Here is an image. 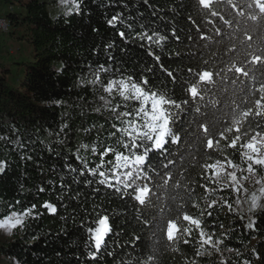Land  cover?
Masks as SVG:
<instances>
[{"label":"trees","instance_id":"16d2710c","mask_svg":"<svg viewBox=\"0 0 264 264\" xmlns=\"http://www.w3.org/2000/svg\"><path fill=\"white\" fill-rule=\"evenodd\" d=\"M60 2L66 11H56ZM78 2L81 10L67 16L71 0H0V19L32 48L29 62L0 60V135L9 138L0 141V159L11 164L0 174V198L15 197L18 179L29 189L27 199L38 205L50 199L48 179L59 190L54 157L32 152L33 160L21 161L11 146L18 135L51 139L46 133L67 123L73 153L88 143L103 153L100 159L112 155L113 169H130L122 179L113 176L111 196L101 197L122 210L110 226L123 264H243L256 251L264 257V214L246 224L219 200L232 192L215 185L210 174L216 163L244 164L245 146L264 136V0ZM137 8L151 16L159 34L154 30L149 45L132 37L125 41L116 32L134 56L124 74L127 83L85 91L81 68L101 52V38L113 34L107 19ZM144 95L162 101L169 122L165 137L148 127ZM80 155L95 159L91 152ZM72 163L79 166L74 156ZM39 187L46 191L38 193ZM50 202L58 203L54 196ZM42 211L34 222L41 239L18 236L0 247V256L15 264H76L82 229L59 219L75 215L72 208L58 207L56 215ZM172 225L178 228L173 238ZM102 227L107 229V221Z\"/></svg>","mask_w":264,"mask_h":264},{"label":"snow or ice","instance_id":"6c2138e0","mask_svg":"<svg viewBox=\"0 0 264 264\" xmlns=\"http://www.w3.org/2000/svg\"><path fill=\"white\" fill-rule=\"evenodd\" d=\"M128 7L130 6L125 4V8ZM73 9L76 12L81 10V4L78 0H71V8L65 15H73ZM121 13H123V9L107 19V24L111 26L114 32L107 40L101 38V41L96 45L101 50L103 58H101V52H97L94 59L84 61L81 68V86L85 91L93 90L94 87L100 85L108 90L110 87L115 88L119 83H127L124 74L129 67V61L135 62L134 56L116 40V32L125 41L128 37H132L133 40L147 41L149 45L152 43L154 30L156 34H159L158 30L155 29L156 22L138 8L126 14ZM152 15H155V10ZM138 70L143 74L145 68ZM132 71L136 72L137 68H133ZM132 78L135 80L134 76ZM85 79H87V83L84 82ZM54 103L62 102L54 101ZM85 103H87L86 100ZM72 106L69 105V107ZM74 106L83 110L82 105ZM84 131L87 132L88 129L85 128ZM70 132V126L65 123L55 133L52 131L46 133V136L51 139H42L39 136L35 138L29 136L27 139H22L19 135L17 136L15 144L11 147L17 151L19 160L25 162L33 160V156L30 154L32 152H39L40 155L46 152L49 157L55 158L52 168L58 176L60 188L57 190L56 183L52 179H48L47 184L51 186L49 189L50 199L54 196L58 203L50 202V199L44 200L39 205L29 201L27 199L29 189L25 183L18 179L15 197L12 200L0 198V234L8 237L20 236L24 241L29 238L34 241L39 240L41 237L36 235L34 222L39 221L45 215V211L42 210H46L47 214L56 215L58 207L63 208L66 212L71 207L75 215L71 213L68 215L61 214L59 219L65 224L71 221L75 227L82 229L84 239L82 241L77 239L75 247L83 264H116L117 261L123 264L121 260L123 252L117 250L114 242L117 231H114L113 226H110V221L114 225L117 215L122 210L113 206L110 200L106 199L101 202V197L111 196L108 189L111 188L112 184L117 183L116 180H113V176L122 179V176L127 175L130 169L124 168L123 173L120 171V167L123 166L113 169L112 165L108 163L113 159L112 155L100 159L99 157L103 153H98L95 146L88 149V143H84L83 149L79 146L76 147L73 153V144L69 138ZM7 139L9 138L0 135V141ZM81 151L91 152L95 159L92 162L85 161L80 155ZM73 156L75 160L79 161V166L72 163ZM12 162H15V158ZM106 164H108L107 169L105 168ZM10 167V163L0 159V174L6 173ZM129 184L130 181L125 186ZM81 186H83V191L80 190ZM45 191L44 187H39L37 190L38 193ZM113 199L118 200L119 197ZM97 202H100L99 207H96ZM102 221H107L106 230L102 227ZM261 259L264 257H261V254L256 251L251 258H246L243 264H252V260L260 261ZM73 260H76V264H81V260H77L75 254Z\"/></svg>","mask_w":264,"mask_h":264},{"label":"rangeland","instance_id":"374dc122","mask_svg":"<svg viewBox=\"0 0 264 264\" xmlns=\"http://www.w3.org/2000/svg\"><path fill=\"white\" fill-rule=\"evenodd\" d=\"M207 5L212 0H201ZM66 5L60 2L56 11H66ZM51 10V7L49 8ZM3 28V29H2ZM0 28V60L6 64L26 63L31 59L30 43L14 36L11 27ZM139 96V93L136 94ZM149 126L159 136L165 137L169 131L168 117L163 110L162 101L148 95L143 96ZM244 164L216 163L210 167L211 177L219 188L228 189L232 197L220 195L219 200L229 206L246 224L252 225L257 216L264 214V136L254 137L244 149ZM145 191L140 192L143 196ZM190 223H195L188 219ZM178 228L170 227L169 235L176 237ZM18 236L8 237L0 234V247L14 241ZM0 264H15L0 256Z\"/></svg>","mask_w":264,"mask_h":264},{"label":"built area","instance_id":"2783aa9c","mask_svg":"<svg viewBox=\"0 0 264 264\" xmlns=\"http://www.w3.org/2000/svg\"><path fill=\"white\" fill-rule=\"evenodd\" d=\"M2 27H11L10 22L5 18L0 19V28Z\"/></svg>","mask_w":264,"mask_h":264},{"label":"bare ground","instance_id":"6f19581e","mask_svg":"<svg viewBox=\"0 0 264 264\" xmlns=\"http://www.w3.org/2000/svg\"><path fill=\"white\" fill-rule=\"evenodd\" d=\"M3 29V28H2Z\"/></svg>","mask_w":264,"mask_h":264}]
</instances>
